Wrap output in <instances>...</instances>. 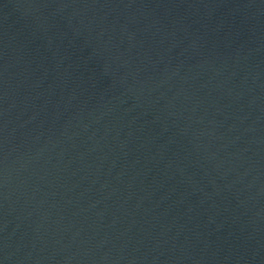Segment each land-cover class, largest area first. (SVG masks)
Returning a JSON list of instances; mask_svg holds the SVG:
<instances>
[{
    "label": "water",
    "instance_id": "water-1",
    "mask_svg": "<svg viewBox=\"0 0 264 264\" xmlns=\"http://www.w3.org/2000/svg\"><path fill=\"white\" fill-rule=\"evenodd\" d=\"M0 264H264V0H0Z\"/></svg>",
    "mask_w": 264,
    "mask_h": 264
}]
</instances>
